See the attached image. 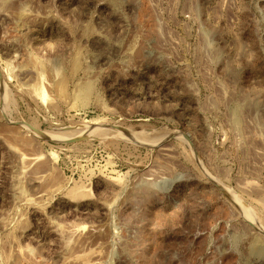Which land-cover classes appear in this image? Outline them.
<instances>
[{"label": "rangeland", "instance_id": "rangeland-1", "mask_svg": "<svg viewBox=\"0 0 264 264\" xmlns=\"http://www.w3.org/2000/svg\"><path fill=\"white\" fill-rule=\"evenodd\" d=\"M0 73V264H264V0H0Z\"/></svg>", "mask_w": 264, "mask_h": 264}, {"label": "water", "instance_id": "water-1", "mask_svg": "<svg viewBox=\"0 0 264 264\" xmlns=\"http://www.w3.org/2000/svg\"><path fill=\"white\" fill-rule=\"evenodd\" d=\"M0 82L2 83L1 73H0ZM13 125L14 126H20L21 124L15 123ZM22 125L25 126L27 129H29L32 133L42 137V133L39 130H37V129H35V128L31 127L30 125H27V124H22ZM112 129L120 131L119 128H116V127H112ZM84 139H85L84 137H80V138H76V139H73V140H69L67 142L68 143H75V142L83 141ZM217 188L219 190L223 191L221 188H219V187H217Z\"/></svg>", "mask_w": 264, "mask_h": 264}, {"label": "bare ground", "instance_id": "bare-ground-1", "mask_svg": "<svg viewBox=\"0 0 264 264\" xmlns=\"http://www.w3.org/2000/svg\"><path fill=\"white\" fill-rule=\"evenodd\" d=\"M98 128H101V127H98ZM104 130V129H103ZM106 131H108V130H106ZM119 133V132H118ZM120 134H123V135H126V136H128L129 134L127 133V131H120ZM56 137H60V136H56V135H44L43 133H42V137L41 138H43L44 140H49V139H53V138H56Z\"/></svg>", "mask_w": 264, "mask_h": 264}]
</instances>
